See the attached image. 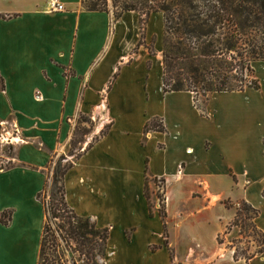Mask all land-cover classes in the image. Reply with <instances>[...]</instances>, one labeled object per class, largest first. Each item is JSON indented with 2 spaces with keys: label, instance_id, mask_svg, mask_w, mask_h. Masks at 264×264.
<instances>
[{
  "label": "crops",
  "instance_id": "crops-1",
  "mask_svg": "<svg viewBox=\"0 0 264 264\" xmlns=\"http://www.w3.org/2000/svg\"><path fill=\"white\" fill-rule=\"evenodd\" d=\"M52 2L65 10L51 12ZM143 19L87 11L83 0H0V216L13 213L0 222V264H40L39 195L83 116L102 134L67 172L65 197L109 228L103 264H198L201 254L264 264V251L249 262L221 257L219 242L241 202L264 234V61L252 63L259 89L212 93L200 109L192 92H165V16ZM153 122L166 131L147 130ZM147 178L152 196L165 184V219L151 215ZM216 209L209 252L194 223Z\"/></svg>",
  "mask_w": 264,
  "mask_h": 264
},
{
  "label": "trees",
  "instance_id": "trees-1",
  "mask_svg": "<svg viewBox=\"0 0 264 264\" xmlns=\"http://www.w3.org/2000/svg\"><path fill=\"white\" fill-rule=\"evenodd\" d=\"M117 2L119 1L116 0ZM106 3L107 0H83V7L91 12H109L105 6ZM202 5L205 7L203 8ZM145 6L148 7L146 4ZM149 8L153 11L148 16L153 13H163L165 16V92L188 91L197 97L199 92H204V95H207V93L243 90L246 87L260 88L256 79L238 89L228 87L227 79L228 73L235 72L237 66L243 67L239 63L247 62L248 65H252L253 62L264 61V59L258 60V46L251 50L247 61H244L245 58L241 54L240 60L232 55V53L239 54V44L242 41V36L245 35V28H254L257 32L259 28L264 31V0H178L170 5L166 2L162 4L157 2L155 6H149ZM131 11L140 13L137 6H124L122 12L116 14L115 17L119 19L124 13ZM146 21L147 18L143 19L142 23L145 24ZM229 24L231 27L227 28ZM226 56L230 57L233 62H228ZM172 61L181 62L178 74H174L170 70ZM247 69L254 72L251 66H248ZM224 73H226L225 76ZM212 79L220 82L216 89L213 88ZM185 81L187 85H185ZM196 103L198 104L197 100ZM198 107L201 109L199 104ZM146 129L166 131L162 123L156 122L148 124ZM72 167L73 164L62 172L63 198L62 202L57 204L58 209L62 208L66 216L60 217L56 213L54 215L55 218L62 219L63 223L59 229L63 231L65 239L73 240L76 243L75 252L84 257V264H103L101 259L108 254L110 230L109 228L101 229L90 218L79 216L66 203L64 179ZM145 195L150 205L151 215H154L155 204L152 201L149 178L146 182ZM248 207L256 217L257 212L250 205ZM160 214L165 219V212L161 211ZM12 216V212L5 213L0 216V222L8 225ZM239 216L240 211L238 218ZM262 235L264 237V234ZM48 236L49 230L48 224H46L40 264H77V260H66V257L57 251L56 238L54 241L52 240L53 248H55L54 253H49ZM235 259H238L236 255Z\"/></svg>",
  "mask_w": 264,
  "mask_h": 264
},
{
  "label": "rangeland",
  "instance_id": "rangeland-1",
  "mask_svg": "<svg viewBox=\"0 0 264 264\" xmlns=\"http://www.w3.org/2000/svg\"><path fill=\"white\" fill-rule=\"evenodd\" d=\"M107 0L105 4L106 8L109 11H112L115 15L120 14L124 6L128 7H136L139 10L140 14L144 19L147 18L149 13L153 10L150 7L155 6L157 2L160 4L165 3L170 5L176 3L178 0ZM168 1V2H167ZM183 1V0H182ZM234 1V0H232ZM148 5V7L145 6ZM205 5V3H204ZM202 5L204 8L205 6ZM231 27V24L227 25V28ZM245 35L242 36V41L239 44V54L232 53L236 59L240 60V54L245 58L244 61H247L249 53L254 47L258 46V60L264 59V31L258 28V32L254 28H245ZM251 45V47H250ZM165 52V50H164ZM226 60L228 62H233L230 57L226 56ZM243 67H238L237 70L233 73H228L227 84L228 87H232L238 89L241 86H245L250 84L254 79V72H250L247 67L251 66L254 70V65H248L249 63L241 64ZM236 66V63H234ZM181 67V62L172 61V65L170 70L174 74L179 73V69ZM226 73H224V76ZM213 80L214 89L218 85H220L219 81ZM243 82H241V81ZM186 82V81H185ZM219 82V83H218ZM187 85V82L185 83ZM210 93L204 95V92H199L197 96L198 104L203 107V104L207 102ZM98 127H96V123L90 117H80L75 126L73 138L66 153L63 155L56 156L52 167L48 173V185L45 191L41 194V201L44 203L48 215V230H49V240H48V252L54 253L53 242L54 239H57V251L66 257V260L74 259L77 260V264H84V257H82L79 253L75 252L76 243L73 240L65 239L63 231H60L59 227L62 225L61 218H55V213L57 216H66V213L61 208L58 209L59 202H62L63 198V180H62V172L67 169L69 166L75 162V160L81 155L85 148H88L97 138H99L102 134L97 133ZM2 132L0 131V135ZM3 146L0 144V151ZM13 149L11 146L5 147V153L7 155L12 154ZM7 166L9 164H6ZM158 191L155 196H153V203L156 205L155 211L165 212V203H166V195H165V184L158 183ZM228 207H234V204L229 201H225ZM244 202H241L239 206H237L238 212L240 211V216L238 218V212L235 220L227 226L225 231L219 238L220 242V255L221 257L224 254L229 253L230 251H234L235 255L238 257L237 260H245L246 262L251 261L252 259L261 255L264 251V237L263 235L256 229L254 225V212L249 209L248 205ZM206 212L199 218L198 223H194L196 228L198 229V237L197 240L200 242V247L206 248V250L212 251V248L215 246L214 234L219 229V220L222 216H220V210L216 209L214 211L205 210ZM223 255V256H222ZM195 258H198V264H213L217 260L213 255H198ZM214 258V259H212ZM187 257L182 256V260H186ZM102 261V259H101ZM188 260L184 261L187 262ZM103 263V262H102ZM227 264V263H226Z\"/></svg>",
  "mask_w": 264,
  "mask_h": 264
},
{
  "label": "built area",
  "instance_id": "built-area-1",
  "mask_svg": "<svg viewBox=\"0 0 264 264\" xmlns=\"http://www.w3.org/2000/svg\"><path fill=\"white\" fill-rule=\"evenodd\" d=\"M65 10V7L58 2H52L50 5V11L51 12H62ZM2 139V138H0Z\"/></svg>",
  "mask_w": 264,
  "mask_h": 264
}]
</instances>
